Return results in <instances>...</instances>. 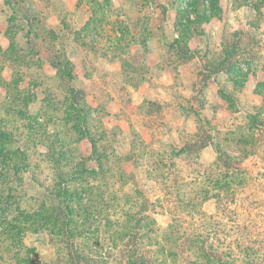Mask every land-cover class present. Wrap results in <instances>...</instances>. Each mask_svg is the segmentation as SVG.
I'll return each instance as SVG.
<instances>
[{
    "label": "rangeland",
    "instance_id": "rangeland-1",
    "mask_svg": "<svg viewBox=\"0 0 264 264\" xmlns=\"http://www.w3.org/2000/svg\"><path fill=\"white\" fill-rule=\"evenodd\" d=\"M1 20L0 210L20 207L38 227L0 213V264H264V138L205 123L245 81L264 121V0H0ZM151 49L169 71L196 72L179 79L198 86L183 110L195 133L164 134L162 118L151 138L106 128L101 106L129 107ZM105 56L120 58L119 74L98 71ZM72 59L98 84L87 89ZM212 76L223 101L198 111Z\"/></svg>",
    "mask_w": 264,
    "mask_h": 264
},
{
    "label": "crops",
    "instance_id": "crops-1",
    "mask_svg": "<svg viewBox=\"0 0 264 264\" xmlns=\"http://www.w3.org/2000/svg\"><path fill=\"white\" fill-rule=\"evenodd\" d=\"M44 21L47 22L48 19L46 18ZM72 22L74 25H81L80 19L78 20V18L72 20ZM86 22L87 20H85L83 24ZM49 23L53 22L50 21ZM73 24L70 25L73 26ZM0 25H3L2 20L0 22ZM53 25L54 24H52V27ZM57 29L58 32L62 31L60 30V28ZM137 51L141 52L139 49ZM68 55L69 54L67 53V56ZM145 55L147 56V66H144V69L146 70L145 74H148V77L139 81L138 84L134 87L128 85L126 86V89L129 92H132L130 96L131 98L129 100V107L127 108V106H125V104H127L126 102L121 103L122 101H117L118 99H116V97H114V99H112V101H110L109 103H105L103 106H101V110L105 115L104 124L106 125V128L108 127L107 129H111L110 131L116 128L117 134H149L148 136L149 138H151L150 134H157L159 123H156V119L159 120V118H162V122L164 125V134H176L175 138L177 139L179 138L177 134L195 133L197 131L196 121L194 122V119L191 117V115H187L188 112L185 111L187 112L186 114L183 110L184 105L187 102L185 101V95H188L189 93L190 95L198 94V86L197 84L193 85V82L191 83L190 81L187 82L185 80H183L181 84H179V79L184 77V75H195L196 72H193V70L190 68L186 69L182 66H178L179 72L176 74L169 71V69H167L168 66L165 63H162L161 54L160 52L156 51V49H151L148 53L145 52ZM105 57H109L111 59L109 61L107 59V61L105 62H101L99 59H97L99 60V62L97 63V65L99 64V66L97 67L98 71L100 73L104 71L109 75L119 74L121 70V66L119 63L120 58L118 56ZM101 59H103V57H101ZM70 61L74 64L75 68L78 71V78L80 80H83V83L87 87V89H91V87L96 83L98 84L97 78L93 79L92 75L90 78H88L89 67L91 65L87 61L84 64L83 60H80V62L78 63L79 65L76 63L75 59H72ZM100 66L102 70L99 69ZM47 67L49 68L48 73L55 76L58 74V71L54 69L50 64L45 65V71ZM157 67L159 68V71L156 70ZM152 70L155 71V73H152ZM81 73L84 74L83 77H81ZM11 74L12 71H9V77L11 76ZM24 83L25 84L22 86L23 88L26 87V85L29 87L24 88L26 90L23 91H30L31 93H33L36 87L34 88V85H31V82L28 79L25 80ZM99 85L103 87L105 84L104 82H100ZM216 87L217 80L212 76L207 80L206 86L207 89L211 88L212 94H208L202 97V105L199 106L198 111L203 110L204 112L205 108H212L213 106H216L217 103L223 101L220 98L218 99L217 94L212 91V89ZM235 87L236 89L238 88L239 91L236 95V98H234V106L231 111L217 109L214 113L213 110H211V119L206 118L205 123L211 127L212 134L215 132V129H222L220 131L226 129L229 132H234L238 129H244L247 130L249 134L256 135L259 133L264 138L263 114H256L263 101V98L257 92L256 84L250 81H245L240 85H235ZM109 89L110 88L107 87V90ZM177 91H179L183 98L180 99L179 93H177ZM87 94L88 93L86 92L85 97H87ZM40 100L41 97L35 96L32 101H28V105L37 106ZM87 102H89L88 99ZM150 102H156L159 106H161L160 112L158 114L156 112H148L146 115L141 109H139L141 105L146 106V104ZM91 106L93 107L94 105L91 104ZM113 115L114 117H112ZM255 116L260 122L258 128L256 126L257 123H254L253 121ZM191 121L194 123L193 130H191ZM217 134H221V132ZM211 140V142L209 141L202 146V152H206L208 147L212 146V142L215 141L212 135ZM233 142L235 141L233 140ZM234 144L235 143H233V145Z\"/></svg>",
    "mask_w": 264,
    "mask_h": 264
},
{
    "label": "trees",
    "instance_id": "trees-1",
    "mask_svg": "<svg viewBox=\"0 0 264 264\" xmlns=\"http://www.w3.org/2000/svg\"><path fill=\"white\" fill-rule=\"evenodd\" d=\"M51 65L53 66V67H56L57 68V71H58V73L59 74H63L61 71L62 70H60L57 66H56V64H54V63H51ZM65 76H69L68 74H64ZM6 157V156H5ZM12 203H14V202H12ZM9 204L10 203H8V204H6V205H8V208H9ZM10 209H11V207L9 208V211H10ZM2 210V211H1ZM0 210V213H2V212H4V214H3V216L5 215V213H6V211H5V207H4V209L2 208ZM17 214H19V215H14V216H10L9 218H6L5 216L3 217L2 216V218H1V222H3V223H5V221H9L10 222V224L8 225V226H14V227H20V228H22L23 230H27L28 228H33L34 226H36V227H38V221L36 220V218L35 217H32V216H35V214L34 215H28V213H25L24 212V210L22 209L21 210V208L20 207H18L17 208ZM35 211H33L32 212V214L34 213ZM22 216V219H20L19 217H21ZM37 218H39L40 216L37 214V216H36ZM35 218V219H34ZM7 219H9V220H7ZM43 221H44V219H43ZM13 223V224H12ZM22 223V224H21ZM4 227V226H3ZM6 227V226H5ZM129 264H134L132 261H130L129 262Z\"/></svg>",
    "mask_w": 264,
    "mask_h": 264
}]
</instances>
